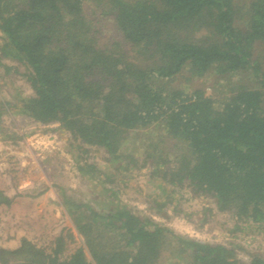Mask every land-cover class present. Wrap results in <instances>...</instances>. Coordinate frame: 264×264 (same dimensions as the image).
Instances as JSON below:
<instances>
[{
  "label": "trees",
  "instance_id": "16d2710c",
  "mask_svg": "<svg viewBox=\"0 0 264 264\" xmlns=\"http://www.w3.org/2000/svg\"><path fill=\"white\" fill-rule=\"evenodd\" d=\"M0 33V66H24L33 91L0 98V120L58 124L83 149L81 176L107 183L99 210L62 190L60 203L21 216V190L40 173L8 156L0 264H264L138 216L113 192V173L80 161L84 147L103 149L115 172L149 168L152 180L214 200L235 230H264V0H0ZM209 74L221 82L212 94L186 92ZM153 205L160 215L168 203Z\"/></svg>",
  "mask_w": 264,
  "mask_h": 264
},
{
  "label": "rangeland",
  "instance_id": "374dc122",
  "mask_svg": "<svg viewBox=\"0 0 264 264\" xmlns=\"http://www.w3.org/2000/svg\"><path fill=\"white\" fill-rule=\"evenodd\" d=\"M26 73V68L17 62L2 61L0 98L4 102L15 103L20 98L33 95L29 83L22 77ZM180 81L185 82L180 79L176 82V87H180ZM219 82L210 74L201 79L195 78L187 85L186 92L203 89L207 94H212L216 86L220 87ZM79 145L69 133L58 129V124L42 126L20 114L2 117L0 169L8 156H15L22 165L34 166L41 178L40 183L21 190L25 197L16 205L18 215L37 217L45 210L47 199L61 202L62 190L74 201L89 203L99 210V203L107 199V195L101 190L107 187V183L101 179L94 182L91 177L83 178L78 172V159L84 156ZM84 148L89 150L88 157L80 161L94 165L104 173H113V192L125 204L134 208L138 216L155 218V222L182 236L194 239L196 233H199L196 240L202 242L228 247L241 246L243 250L237 252L243 263H248L251 255L264 258V230L257 225L240 223L238 230H235L236 221L232 214L218 212L214 200L195 196L187 186L175 188L162 181L152 180L149 168L126 173L115 172L114 167L106 161L107 154L103 149ZM95 178L100 177L95 175ZM42 192L44 195L38 197ZM156 198L168 203L160 215L155 214L153 208ZM203 218L206 219L205 223Z\"/></svg>",
  "mask_w": 264,
  "mask_h": 264
},
{
  "label": "built area",
  "instance_id": "2783aa9c",
  "mask_svg": "<svg viewBox=\"0 0 264 264\" xmlns=\"http://www.w3.org/2000/svg\"><path fill=\"white\" fill-rule=\"evenodd\" d=\"M153 219H155V218H153ZM196 237H198L197 234H196ZM196 237L194 239H196Z\"/></svg>",
  "mask_w": 264,
  "mask_h": 264
},
{
  "label": "crops",
  "instance_id": "0c3cea01",
  "mask_svg": "<svg viewBox=\"0 0 264 264\" xmlns=\"http://www.w3.org/2000/svg\"><path fill=\"white\" fill-rule=\"evenodd\" d=\"M197 234V236H199V233H196Z\"/></svg>",
  "mask_w": 264,
  "mask_h": 264
}]
</instances>
